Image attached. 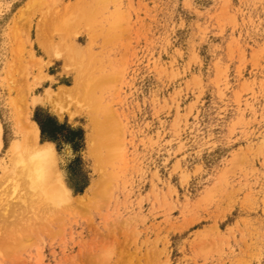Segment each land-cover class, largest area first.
<instances>
[{
	"label": "rangeland",
	"instance_id": "374dc122",
	"mask_svg": "<svg viewBox=\"0 0 264 264\" xmlns=\"http://www.w3.org/2000/svg\"><path fill=\"white\" fill-rule=\"evenodd\" d=\"M76 3L0 0V176L38 110L85 139L76 160L40 130L72 200L42 209L19 247L0 244V264H264V0H110L109 41L83 25L67 37L103 54L112 76L110 176L89 153L84 109L32 103L48 91L76 101L57 94L75 75L40 36L47 10Z\"/></svg>",
	"mask_w": 264,
	"mask_h": 264
},
{
	"label": "bare ground",
	"instance_id": "6f19581e",
	"mask_svg": "<svg viewBox=\"0 0 264 264\" xmlns=\"http://www.w3.org/2000/svg\"><path fill=\"white\" fill-rule=\"evenodd\" d=\"M109 1L77 0L74 8L67 4L64 11L55 8L47 10L40 23V36L51 53L57 59L62 58L75 75L73 85L63 86L57 94L73 97L76 101L74 104L64 106L48 91L47 96H36L32 103L55 101L54 109L59 112L68 111L70 114H74V108L84 109L90 120L87 133L89 153L102 167L104 175L108 173L110 176L105 165L111 159L110 156L118 141L116 134L118 123L103 93L106 83L112 76L105 69L103 54L94 51L91 46L82 50L74 40L67 38L78 25H83L87 28L92 42L98 35L103 36L104 41H109L112 36L111 24L107 27L105 23L108 20L105 10ZM109 21L111 23L110 19ZM50 29L64 33L65 36L60 42L54 43L51 40ZM39 136L40 128L36 121L23 129L21 139L13 141L10 146V162L0 176V227L2 224L5 230L1 232L4 235L0 233V244L4 245L6 250L19 247L24 238L26 239L25 236H30L33 224L38 223V219L42 220L43 216H39L42 215L40 214L42 209L44 213L47 210L49 214L50 211L60 209L72 200L71 192L58 168L55 146L52 142L39 141ZM69 149L68 146L67 151ZM106 176H103V181L108 183L110 177ZM95 184L90 185V188L93 189ZM83 198L84 195L80 200ZM12 203H16L14 205L19 210L14 215L15 220L10 216Z\"/></svg>",
	"mask_w": 264,
	"mask_h": 264
},
{
	"label": "trees",
	"instance_id": "16d2710c",
	"mask_svg": "<svg viewBox=\"0 0 264 264\" xmlns=\"http://www.w3.org/2000/svg\"><path fill=\"white\" fill-rule=\"evenodd\" d=\"M35 120L37 121L41 136L43 139L51 140L57 144L58 148H62L65 143L70 144L73 150L78 153L76 160L80 159L79 152L84 146V131L80 127H74L68 122H59L55 117L42 114L39 110L35 114ZM85 185L78 188L79 192H82Z\"/></svg>",
	"mask_w": 264,
	"mask_h": 264
}]
</instances>
